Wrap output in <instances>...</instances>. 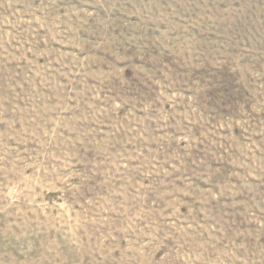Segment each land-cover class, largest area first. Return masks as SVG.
<instances>
[{"label":"rangeland","instance_id":"374dc122","mask_svg":"<svg viewBox=\"0 0 264 264\" xmlns=\"http://www.w3.org/2000/svg\"><path fill=\"white\" fill-rule=\"evenodd\" d=\"M0 264H264V0H0Z\"/></svg>","mask_w":264,"mask_h":264}]
</instances>
